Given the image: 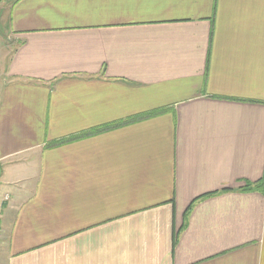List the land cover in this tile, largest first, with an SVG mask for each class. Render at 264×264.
Returning <instances> with one entry per match:
<instances>
[{
  "label": "crops",
  "instance_id": "crops-1",
  "mask_svg": "<svg viewBox=\"0 0 264 264\" xmlns=\"http://www.w3.org/2000/svg\"><path fill=\"white\" fill-rule=\"evenodd\" d=\"M264 0H0V264H264Z\"/></svg>",
  "mask_w": 264,
  "mask_h": 264
},
{
  "label": "trees",
  "instance_id": "trees-1",
  "mask_svg": "<svg viewBox=\"0 0 264 264\" xmlns=\"http://www.w3.org/2000/svg\"><path fill=\"white\" fill-rule=\"evenodd\" d=\"M258 186L264 187V178H262L258 184Z\"/></svg>",
  "mask_w": 264,
  "mask_h": 264
}]
</instances>
